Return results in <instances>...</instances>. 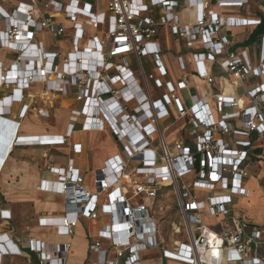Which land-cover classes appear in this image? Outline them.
<instances>
[{"label":"built area","instance_id":"built-area-1","mask_svg":"<svg viewBox=\"0 0 264 264\" xmlns=\"http://www.w3.org/2000/svg\"><path fill=\"white\" fill-rule=\"evenodd\" d=\"M28 1L20 3L16 10L23 17L18 23L0 8V22L7 21L3 30L0 27V49L19 52L16 63L31 65L27 77L18 79L15 64L10 69L0 64V90L14 87L0 103L22 104L19 118L23 119L29 112V106L23 104L24 92L31 84L43 82L56 91L64 90L60 83L73 85L78 91L77 101L87 105V110L73 112L71 130L80 116L88 131H103L107 126L121 144L124 158L114 156L95 172V191L84 186L83 176L69 159L67 168L51 166L57 180L43 182L41 189L61 195L65 212L59 217L40 218L38 225L54 229L58 237L69 241L51 245L3 233L0 264H13L15 259L31 264L32 258L35 264H66L79 221H97L104 216L109 223L89 242V250L97 255L93 264H143L142 256L150 250L160 251L165 261L177 264H264V227L239 218L232 211L235 198L250 197L246 180L253 158L259 157L253 153L264 142V36L258 62L253 64L248 50L233 51L234 41L222 34L224 28L237 26L236 21L243 20L222 17L209 10L208 4L201 5L193 24H181L173 13L179 0H109L100 14L93 12L92 4L80 0ZM214 1L218 9L243 8L248 4V0ZM156 8L164 11L162 19L153 16ZM61 16L74 27V52L66 58L59 53H45L40 48L42 44L33 43L38 30H47L55 40L64 36L66 28L56 23ZM79 19H84V23H78ZM104 26L106 31L100 30ZM162 26H168L173 35L185 40L188 48H197L193 61L199 80L212 85L214 79L206 63H216L231 81V87L244 85L250 78L259 79L260 83L249 87L242 97L215 94L214 110H209L208 104L184 110L175 93L188 89L187 76L176 87L167 84L168 94L163 100L151 102L148 91L144 95L136 94V87L130 89L134 85L127 84L129 74L107 75L111 60L129 55L138 62L144 57H155L156 67L165 75L159 59L161 50L154 41ZM93 29L94 36L87 39ZM30 50L31 55H25ZM82 57L96 59V63L83 66ZM58 63L63 65L61 71ZM180 67L184 71L181 60ZM118 68L128 69L125 65ZM140 75L145 85L147 80H154L153 76L146 78L141 69ZM49 76L55 80H47ZM155 84L163 87L160 81L155 80ZM17 91L20 96L15 98ZM133 101L139 106L129 110L128 104ZM170 103L177 108L178 121L191 119L192 144L181 140L167 142L165 133L169 128L161 127V122L170 117L166 109ZM148 105L151 110H142ZM19 127L17 124L10 150L21 144L64 146L72 134L17 138ZM78 147L73 151L80 152ZM163 189H170L176 197L182 219V231L173 227L178 240L171 250L163 247L161 226L149 206ZM8 213L0 210V219L11 221ZM205 215L218 221L208 226Z\"/></svg>","mask_w":264,"mask_h":264},{"label":"crops","instance_id":"crops-1","mask_svg":"<svg viewBox=\"0 0 264 264\" xmlns=\"http://www.w3.org/2000/svg\"><path fill=\"white\" fill-rule=\"evenodd\" d=\"M82 3L92 4L93 12L95 14L103 13L109 0H80ZM197 1V2H196ZM101 2V3H100ZM199 2V5H198ZM20 3H29L28 0H10L8 3H0V8L6 11L11 17L12 22L22 20L23 17L16 11ZM197 4V5H196ZM202 4H208V9L219 13L225 18L241 19L243 22H238L239 25L234 27L224 28L222 34L234 41L232 50L246 49L248 50L253 64L258 62V54L260 50V43H256L250 47H246L245 43L250 35L257 28V22H260L264 17V0H248V4L243 8H225L218 9L214 0H179V7L173 13L179 17L181 24H193L197 18L198 12ZM164 11L161 8L154 10L153 16L156 19H162ZM84 19H79L78 23H84ZM18 23V22H17ZM56 23L63 25L66 28V34L55 40L47 30L36 31L34 41L35 44H42L40 48L45 53H59L63 58H66L70 53L74 52L73 24L61 16L56 20ZM7 26V21H1L0 27L3 30ZM100 30L106 31V26L101 27ZM94 36V29L87 35V39ZM159 46L161 52L159 59L163 67L165 75L156 67V58L148 56L141 58L138 62L132 55L115 58L111 60L112 66L107 71L109 77L117 75L129 74L128 85L133 83L130 89L136 87V94L149 93V101L163 100V97L168 94L167 84L176 87L183 76L188 78V89L183 91L176 90V97L184 110H192L201 108L202 105L208 104L209 110H214L215 98L214 95L224 92L227 96L234 95L242 97L249 87L258 85L259 79L250 78L248 83L242 85L238 83L234 87L230 86L231 81L226 78L225 72L220 68L219 64L206 63L207 69L214 79L212 85L199 80L195 74V65L193 55L197 52V48H188L186 41L173 35L168 26H162L158 29L157 36L154 40ZM83 48V43L81 44ZM151 46V49L158 48ZM29 52L25 55H31ZM38 53V52H37ZM34 54V53H33ZM19 52H14L11 49H0V64L3 68L10 69L13 64L17 68L16 71L18 79H25L27 74L31 71L30 66L25 62L16 63ZM84 56V55H82ZM83 59L85 57H82ZM180 60L185 69L181 70ZM96 59L85 58L83 66H89ZM59 64V71L62 70L63 65ZM127 66V70H120L119 66ZM72 66V65H71ZM91 66V65H90ZM140 69L143 71L145 77L153 76L154 80H147L144 84L140 75ZM13 70V69H12ZM47 80H55L54 77H48ZM160 81L163 87L159 88L155 84ZM64 90L56 91L55 89H48L43 82H34L24 92V105L29 106V112L25 118L20 119L19 114L22 109V104H13L10 106L6 103H0V166L4 161V166L0 172V210L8 211L11 216V221L6 222L0 219V234L8 233L19 239H36L51 245L68 242L69 239L65 237H58L52 228H43L38 225L40 218H51L62 216L65 212L63 197L58 194L46 192L41 189V184L46 181H55L57 176L50 171V167H64L66 160L72 161L70 164L73 168L79 170L84 178V186L90 190L95 191L94 175L95 172L104 167L105 162L114 156L124 158L123 148L116 140L111 130L106 126L103 131H88L84 129V118L78 117L73 130H71V118L75 111L81 112L83 109L87 110V105L83 102L77 101L78 91L75 86L60 83ZM14 87H12L13 89ZM11 89V90H12ZM11 90H0V99L11 94ZM148 95V94H147ZM194 95V97H193ZM20 96V92H15V98ZM244 99V98H243ZM201 102V103H199ZM199 103V105H197ZM151 105V104H150ZM139 106L136 101L128 104L129 110L135 109ZM198 106V107H197ZM85 107V108H84ZM197 107V108H196ZM2 108L5 110L2 111ZM166 109L170 111V117L161 122V127L169 128L165 133V138L168 143L173 144L176 140H181L190 145L193 143L194 131L191 127V119L189 117L178 121L177 108L173 103L166 104ZM104 110V109H102ZM142 110H151V107L145 106ZM17 124H20L17 138L22 137H55L64 136L71 132V136L64 146H35L29 144H21L14 146L10 150V145L14 139ZM178 129L172 131L175 125ZM91 140H98L104 147L108 146L103 157L94 153V147L91 146ZM95 141H93L94 143ZM80 146V152H74L75 146ZM259 145V143H257ZM10 150V151H9ZM6 154L4 159L2 155ZM7 153L9 154L7 157ZM254 156H259L258 159L253 158L250 165V175L246 180V188L250 191L248 182L250 178L258 179V187L264 186V142L260 143L258 149L254 151ZM60 157L53 161L54 157ZM6 159V160H5ZM124 182V181H123ZM3 186V187H1ZM173 194L170 189H163L159 192L158 198L153 202H149V206L153 207L158 202L160 196ZM175 197V196H174ZM249 198H235L232 207L233 214L239 218L248 220L250 223L264 227V224L255 223L246 215H239L236 213L238 203L244 201L249 203ZM176 201V197H175ZM177 204V202H176ZM155 216V215H154ZM208 215H205L206 217ZM160 224V220L155 217ZM218 221L217 218H212V221L204 222L211 226ZM21 222L24 230L21 234H17L13 224ZM109 223V218L104 216L97 221H89L81 219L75 232V237L72 241V247L69 252L66 264L75 260V264H93L97 260V255L89 250V242L91 237L96 236L103 226ZM174 227V226H173ZM176 227V226H175ZM174 229V228H173ZM170 233L169 238L163 240V247L171 250L178 240V236H174V232ZM184 238V237H183ZM107 248V244L105 243ZM52 252V250L50 251ZM143 264H177L165 261L162 258L161 252L158 250H150L143 254ZM11 263L20 264L18 260H13ZM31 264H35L32 258Z\"/></svg>","mask_w":264,"mask_h":264},{"label":"rangeland","instance_id":"rangeland-1","mask_svg":"<svg viewBox=\"0 0 264 264\" xmlns=\"http://www.w3.org/2000/svg\"><path fill=\"white\" fill-rule=\"evenodd\" d=\"M103 0H101L102 2ZM100 2V3H101ZM179 124L175 125L172 128V131L176 128L178 129ZM93 141H95L93 143ZM98 141V140H97ZM96 140H91V146L93 145L95 152L98 153V156L103 157L107 145L104 147L102 143L97 142ZM105 150V151H104ZM258 179L256 176L250 178L248 185L251 190L249 203L240 201L236 209V213L239 215H246L251 218L255 223L264 224V186L258 187ZM3 187V186H1ZM158 204L156 203L153 207V213L157 219L160 220L161 226V235L165 239L169 238L170 233L172 232L173 226H176L182 231V219L180 217L179 209L177 207L174 194L160 196L158 199ZM206 221L211 222L212 218L209 216L204 217ZM17 234H21V231L24 230L23 224L18 222L13 224ZM20 264L26 263L23 259H16ZM77 263L75 260L70 261L69 264Z\"/></svg>","mask_w":264,"mask_h":264},{"label":"trees","instance_id":"trees-1","mask_svg":"<svg viewBox=\"0 0 264 264\" xmlns=\"http://www.w3.org/2000/svg\"><path fill=\"white\" fill-rule=\"evenodd\" d=\"M264 36V17L261 18L259 25L255 31L250 35L245 43L246 47H250L256 43H260L261 38Z\"/></svg>","mask_w":264,"mask_h":264},{"label":"bare ground","instance_id":"bare-ground-1","mask_svg":"<svg viewBox=\"0 0 264 264\" xmlns=\"http://www.w3.org/2000/svg\"><path fill=\"white\" fill-rule=\"evenodd\" d=\"M2 103H3V102H2ZM2 103H1V104H2ZM2 154H3V153H2ZM5 155H6V154H3V155H2V159H1V160H3V159H4Z\"/></svg>","mask_w":264,"mask_h":264}]
</instances>
